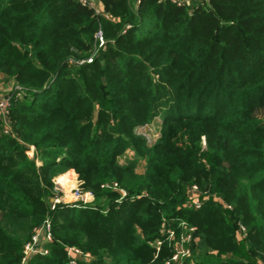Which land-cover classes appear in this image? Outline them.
<instances>
[{
	"label": "trees",
	"instance_id": "16d2710c",
	"mask_svg": "<svg viewBox=\"0 0 264 264\" xmlns=\"http://www.w3.org/2000/svg\"><path fill=\"white\" fill-rule=\"evenodd\" d=\"M99 1L0 0V264L46 221L28 264H174L190 228L183 264H264V0ZM70 170L94 201L52 208Z\"/></svg>",
	"mask_w": 264,
	"mask_h": 264
},
{
	"label": "rangeland",
	"instance_id": "374dc122",
	"mask_svg": "<svg viewBox=\"0 0 264 264\" xmlns=\"http://www.w3.org/2000/svg\"><path fill=\"white\" fill-rule=\"evenodd\" d=\"M179 1H181V0H179ZM5 83H8V81L0 73V91L3 88V86H5L4 85ZM1 92H3V91H1ZM138 131H139V134H141L144 138H146L149 141V143H153L156 139H158L157 131H159V130H158L157 127H155V126L153 127L152 124L141 126V127L138 128ZM204 144H205V142H204ZM34 152H35V148L34 147H30V150L28 151L29 157L32 158L34 156ZM131 156H132L131 152L127 153V157L128 158L131 157ZM121 160H122V158H121ZM124 161L125 160L123 159L121 162H124ZM38 164H40V162H38ZM143 164L144 163H142V164H140L138 166V172L139 173H142L144 171V167L145 166ZM54 182H55L54 196L51 197L52 208H54L59 203L60 204H65V205H75V204L80 203V202H82L84 204H90V203H92L94 201L93 194H87V192H83L82 191L81 182L78 179V175L76 174V172L74 170H70L67 173L56 177ZM194 187H196L198 189V192L200 193V197L198 199H194V202L198 203V205L201 206L200 198H201L202 194L199 191L200 189L197 186H193L192 188H190V192L193 191ZM192 203H193V200H192ZM196 208L198 209L199 207H196ZM46 223H49V222L46 221L45 225H46ZM243 229H245V227L243 225H241V227L239 228V230H240L239 232L240 233H244ZM45 230H46V226H44L43 228L37 227V228L34 229L32 239L36 237L37 238V242L39 241L40 243H37V242L33 243L35 245L32 244L30 246V248H29L30 250L33 249V248H31L32 246L35 247V248L38 247V249H40L41 247L44 246V239L41 241V237L44 235V233L43 234L42 233L39 234V233H40V231L44 232ZM196 230H197L196 228H190L187 231V234L186 235L184 234L181 237V240H182L181 243L176 245V252H175L176 254L173 257L174 264H183V262H181V261L183 260V258L185 259V257H187L189 255L188 250L185 247L182 246V242L184 241L185 238H187L189 240H192L193 237H194L193 233H195ZM50 233L48 235L49 236L48 238H52ZM40 235H41V237H40ZM243 237H244V235H243ZM32 239H31V242H32ZM28 244H30V242L25 244L24 250L27 249L26 246ZM76 250H78V252L80 254H79L78 258L75 260L76 261L75 264H78L79 262L86 261L88 259H92L91 253H84L79 248H76ZM46 253H47V251H45L44 254H46ZM25 256H26V254H25V251H24V257ZM33 256H34V254H33ZM29 260L30 259H28V261ZM69 264H72V261H69Z\"/></svg>",
	"mask_w": 264,
	"mask_h": 264
},
{
	"label": "built area",
	"instance_id": "2783aa9c",
	"mask_svg": "<svg viewBox=\"0 0 264 264\" xmlns=\"http://www.w3.org/2000/svg\"><path fill=\"white\" fill-rule=\"evenodd\" d=\"M78 1L81 5H84V6H87L91 9H93L97 15H101V9L97 6L95 0H78ZM172 1L178 2V0H172ZM97 38L101 41V46H102L104 44V42H103V37H102L101 32L98 33ZM15 93H18V97L21 96L22 95V89L19 88L18 86L13 85V87L9 91L0 93V120L6 125L5 133H8L10 131L9 114H10L11 102L13 100ZM87 194H91V193H87ZM190 196H191V199L193 200V205H195L196 207H200L198 205V203L194 202V199H198L200 197V193L198 192V189L196 187H194L193 191L190 192ZM45 226H46V230L44 232L40 231V233H39V234L44 233V235L42 237L40 235L41 241L43 239L46 241H51L52 238H48L49 237L48 235L51 232L50 224L46 223ZM243 231L245 232L246 230L243 229ZM36 242H37V238L35 237L32 239V242H30V244H28L26 246L27 251L24 250L26 256L23 258L21 264H28V262H27L28 259H30L33 254L36 255L37 253H39L40 249H42V247L40 249H38V247L35 248L33 246L31 247V248H33L32 250L29 249L30 246ZM37 243H40V242L38 241ZM33 245H35V244H33ZM72 251L76 253L75 258L71 259L72 264H75L76 263L75 260L78 258L80 253L75 248H72Z\"/></svg>",
	"mask_w": 264,
	"mask_h": 264
},
{
	"label": "crops",
	"instance_id": "0c3cea01",
	"mask_svg": "<svg viewBox=\"0 0 264 264\" xmlns=\"http://www.w3.org/2000/svg\"><path fill=\"white\" fill-rule=\"evenodd\" d=\"M184 1H188V0H184ZM95 2L97 4V6L100 8V1L99 0H95ZM4 85L5 86H3V88L1 89V91H3V92L9 91L13 87L12 83H5Z\"/></svg>",
	"mask_w": 264,
	"mask_h": 264
},
{
	"label": "water",
	"instance_id": "95a60500",
	"mask_svg": "<svg viewBox=\"0 0 264 264\" xmlns=\"http://www.w3.org/2000/svg\"><path fill=\"white\" fill-rule=\"evenodd\" d=\"M189 1V0H188ZM206 1H209V0H206Z\"/></svg>",
	"mask_w": 264,
	"mask_h": 264
}]
</instances>
